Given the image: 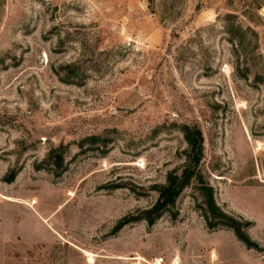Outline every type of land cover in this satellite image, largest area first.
I'll return each mask as SVG.
<instances>
[{"label": "rangeland", "instance_id": "obj_1", "mask_svg": "<svg viewBox=\"0 0 264 264\" xmlns=\"http://www.w3.org/2000/svg\"><path fill=\"white\" fill-rule=\"evenodd\" d=\"M0 264H264V0H0Z\"/></svg>", "mask_w": 264, "mask_h": 264}, {"label": "trees", "instance_id": "obj_2", "mask_svg": "<svg viewBox=\"0 0 264 264\" xmlns=\"http://www.w3.org/2000/svg\"><path fill=\"white\" fill-rule=\"evenodd\" d=\"M149 4H153L154 0H147ZM220 30L226 35V41L231 48V54L235 59V67H248L247 65V56L253 52V47L248 39L246 32L237 24L224 21L220 26ZM185 138L191 146V156L189 157V162L192 165H196L199 163L200 159V151H199V132L194 131L190 132L187 128L184 129ZM92 140H98L97 137L92 138ZM58 149H51L48 155V159L51 164L55 167L61 166L63 163V158L57 155ZM190 175H182L181 179L177 177L170 176L167 178V184L163 187V191L161 193V204L158 205V209L163 208L165 206H173L177 196L183 190L185 186L190 183ZM204 192V196L206 199V211L203 213V217L206 221L208 227H211L213 223L212 220H216L225 228H229L233 230L238 237V239L244 244H248L247 237L241 233V229L238 223L229 215H227L223 210H221L215 203L212 189L209 187L202 188ZM156 209L155 212L158 211ZM161 211H159L156 216L149 219V223H153L161 216Z\"/></svg>", "mask_w": 264, "mask_h": 264}]
</instances>
